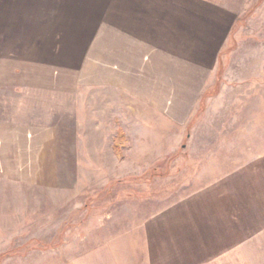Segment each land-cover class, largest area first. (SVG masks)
I'll use <instances>...</instances> for the list:
<instances>
[{
    "label": "rangeland",
    "instance_id": "1",
    "mask_svg": "<svg viewBox=\"0 0 264 264\" xmlns=\"http://www.w3.org/2000/svg\"><path fill=\"white\" fill-rule=\"evenodd\" d=\"M222 2L241 16L188 122L100 86L0 97L1 118L46 126L0 183V264H264L228 240L232 155L264 213V0Z\"/></svg>",
    "mask_w": 264,
    "mask_h": 264
},
{
    "label": "crops",
    "instance_id": "2",
    "mask_svg": "<svg viewBox=\"0 0 264 264\" xmlns=\"http://www.w3.org/2000/svg\"><path fill=\"white\" fill-rule=\"evenodd\" d=\"M239 16L222 0H0V97L10 104L29 89L100 86L132 97L133 110L143 104L183 124ZM45 131L0 117V183L28 173ZM232 156L230 252L259 246L264 254V213L250 212V172Z\"/></svg>",
    "mask_w": 264,
    "mask_h": 264
},
{
    "label": "trees",
    "instance_id": "3",
    "mask_svg": "<svg viewBox=\"0 0 264 264\" xmlns=\"http://www.w3.org/2000/svg\"><path fill=\"white\" fill-rule=\"evenodd\" d=\"M203 110V109H202ZM7 252H5L4 254H6Z\"/></svg>",
    "mask_w": 264,
    "mask_h": 264
}]
</instances>
